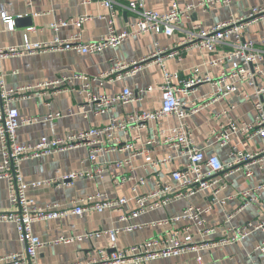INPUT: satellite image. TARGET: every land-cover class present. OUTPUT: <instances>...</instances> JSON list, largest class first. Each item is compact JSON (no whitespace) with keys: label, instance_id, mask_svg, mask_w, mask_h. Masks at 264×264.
Returning <instances> with one entry per match:
<instances>
[{"label":"crops","instance_id":"1","mask_svg":"<svg viewBox=\"0 0 264 264\" xmlns=\"http://www.w3.org/2000/svg\"><path fill=\"white\" fill-rule=\"evenodd\" d=\"M116 5V27L118 30L128 29L135 21V15L123 6L130 0H113ZM189 0H144V7L158 13L167 12L173 3L184 6ZM264 6V0H231L228 6H220L215 11L207 13L196 12L189 20L178 24V29L173 36L168 37L161 33L145 34L130 38L114 49H106L96 55H80L71 51L46 52L36 54H23L19 57H8L0 62V74L5 77L8 87L30 86L32 89L24 96H17L13 106L19 112L20 120L38 118L40 122L33 125H23L17 130V142L21 145H34L41 138H63L69 134L85 131L92 127L105 126L110 118L119 119L134 112L153 111L160 107L161 69L154 63H142L141 70L129 77H124L115 82L103 81L101 84L91 83L86 80H75L72 90L67 92H53L49 89L38 88L39 84L52 81L58 77H68L74 74L86 77H96L103 72H108L116 64L139 62L154 52L155 46L159 48H172L185 35L194 24L203 28L212 27L225 20L230 13L235 16H245L252 7ZM0 8L4 9L6 17L15 20L29 17L30 25H19L13 31H7L0 24V48L20 47L25 39L30 44H39L58 38L61 41H75L86 43L103 36L106 31L107 10L99 3L93 2L82 5L81 0H0ZM87 16V20L80 29L73 26L54 32L50 24L59 20H69L80 16ZM15 25V23H14ZM32 28V32L27 30ZM245 38L260 42L264 38V21L250 25L245 32ZM225 51L219 48L217 53H208L203 50L190 49L182 55L181 59H166L163 64L169 72H178L183 76L190 75L195 69L200 76L215 78L222 70L221 67H210L208 63ZM258 83H264L259 80ZM151 87L152 90L144 92L141 100L131 104L113 105L107 113L97 114L96 105L90 103L89 94L94 98L105 96L114 98L125 88L133 92ZM252 88L241 85L237 94L213 102L209 98L211 87L201 84L195 91L183 97L187 107L191 104L198 107V111L187 119L190 125L195 145L202 150L205 156H216L223 165L229 164L235 157L233 148L237 151L256 152L264 144L257 136L244 139L240 134L230 136L229 144L221 146L214 138L222 127L230 122L250 123L254 118L251 103L243 100L240 93H252ZM206 98V100H203ZM264 99V98H263ZM49 115H58L52 121L44 124L41 122ZM179 122L175 117L163 119L159 124H150L146 130L131 134V141L140 147L146 137L151 133H158L170 127H175ZM139 140H135V138ZM153 158H162L168 155L176 156L172 150L164 146L152 149ZM85 147L55 152L51 155L28 157L20 162V172L28 184L53 180L69 174L87 172L92 169L87 160ZM129 156L127 152H112L97 158L98 163H109L123 160ZM1 160V158H0ZM143 158L134 157L132 168L135 176H147L151 180L145 187L140 188L138 194H147L154 190L158 180L165 184H172L171 174L178 170L184 163L179 158L173 163L164 166L158 171H143ZM253 176L247 177L242 171L234 172L227 178L219 175L220 182L209 190L185 196L170 202L166 207L143 214L130 222H120L121 212L128 213L135 209L130 190V184L116 187L107 171L101 178L88 180L78 178L71 186L57 188H33L28 191V196L36 206L45 207L57 204L61 208L70 207V201L86 195L103 192L112 199L125 197L129 202L120 212L105 211L103 213H88L83 216L69 215L56 220L34 223L33 233L45 243L38 251L35 264H86L92 258L95 249L108 248L107 237L102 236L92 241H82L69 245H51L49 242L58 236L81 235L88 232L108 231L125 225L142 224L164 220L167 217L179 214L188 205L200 208L211 206L214 192L219 189L216 198L221 204L212 206L203 216L204 221L213 231L203 239L194 236L197 242L213 244L224 238L227 234L232 236L243 227L248 228V234L240 241L206 247L199 253L200 264H264V249L257 247L264 244V193L256 203L244 206L240 197L243 192L249 191L264 182V162L259 166L253 165ZM126 171V172H125ZM128 174L127 170H123ZM13 208L9 203L7 185L0 180V214L10 212ZM171 226L144 227L129 233H120L116 238L118 249L136 245L146 239L167 232ZM23 245L19 242L16 229L10 222L0 221V256L12 253L21 254ZM197 255L187 254L178 258L156 260L146 264H199Z\"/></svg>","mask_w":264,"mask_h":264},{"label":"built area","instance_id":"2","mask_svg":"<svg viewBox=\"0 0 264 264\" xmlns=\"http://www.w3.org/2000/svg\"><path fill=\"white\" fill-rule=\"evenodd\" d=\"M93 2L99 3L107 10L106 31L103 36L86 43L61 41L54 38L50 42L30 44L27 39L20 47L0 48V62L8 57H19L23 54H36L46 52L71 51L80 55H96L106 49H114L127 39L145 34L161 33L171 37L178 29V24L183 20H189L196 12L207 13L215 11L220 6H228L231 0H189L180 7L173 3L165 13L146 9L144 0H130L126 10L135 15L134 23L124 30L116 27V3L113 0H81L82 5ZM87 16L59 20L50 24L54 32L73 26L80 29ZM264 21V6L252 7L245 16H235L230 13L220 23L203 28L194 24L185 31L184 37L172 48H159L155 46L154 52L139 62L119 63L108 72H103L96 77H86L74 74L68 77H58L52 81L39 84L38 88L49 89L53 92H67L71 89L75 80H86L91 83L115 82L124 77L132 76L141 70L142 63H154L161 69L160 84V107L153 111L134 112L119 119L110 118L105 126L92 127L85 131L69 134L63 138H41L34 145H21L17 142V130L20 126L33 125L40 122L38 118L20 120L18 110L13 106L17 96H24L32 87L7 86L5 77L0 74V180L7 185L9 203L13 208L10 212L0 214V221L10 222L14 225L19 242L23 245L21 254L12 253L0 256V264H35L38 251L45 245L33 233L34 223L56 220L69 215L83 216L88 213H103L105 211L120 212L129 200L125 197L112 199L103 192H95L76 200L70 201V207L61 208L57 204H49L45 207L36 206L29 198L28 191L33 188H47L59 186H71L73 181L82 178L96 180L101 178L107 171L112 183L116 187H124L130 184V190L135 195L133 202L135 209L128 213L121 212L120 222H130L139 216L166 207L170 202L196 193L203 192L220 185L217 177L222 175L227 178L234 172L242 171L247 177L253 176V165L259 166L264 162V146L256 152L237 151L234 159L227 165H223L216 156H205L194 142V137L187 123V119L198 111V107L191 104L186 106L184 96L194 92L201 84H209L211 92L209 98L216 102L240 91L241 85L252 88L251 94L240 93L243 100L251 103L254 110V118L250 123L230 122L214 134L215 140L221 145L229 144L230 136L240 134L248 139L257 136L264 144V38L260 42L245 38L246 29L257 22ZM0 24L7 31L14 30V20L6 17L3 8H0ZM1 31V30H0ZM32 32L33 29L27 30ZM225 51L211 60L210 67H221L222 70L215 78L200 76L197 69L190 75L183 76L178 72H169L163 62L166 59H181L182 55L190 49L203 50L208 53H217L219 48ZM151 87L136 92L125 88L114 98L100 96L94 98L89 94V101L95 104L97 114L107 113L115 104H131L141 100L144 92L151 91ZM206 100V98H203ZM58 115H49L43 122L46 124ZM175 117L179 124L158 133H151L140 147L131 141V134L146 130L150 124H159L163 119ZM139 140V138H135ZM85 147L87 160L92 169L87 172L69 174L57 179L46 180L28 184L24 181L20 172V162L28 157H40L51 155L55 152ZM158 146L172 150L176 156L153 158L152 149ZM112 152H127L129 156L123 160L109 163H98L97 158ZM143 158V171H158L164 166L173 163L176 159H183V165L171 174L172 184H165L160 180L155 184L153 191L147 194H138L140 188L146 186L150 179L147 176H135L132 168L134 157ZM123 170H127L125 174ZM225 186H220L223 189ZM214 192L211 206L200 208L192 205L186 206L179 214L167 217L164 220L149 223L147 225L129 223L124 227L108 231L88 232L81 235L58 236L49 244L69 245L82 241H92L102 236L109 241L108 248H97L92 258L86 264H146L156 260L178 258L187 254L197 255L196 260L200 264L199 253L206 247L225 245L240 241L248 234V228L237 230L234 235H225L224 238L213 244L197 242L194 236L200 239L213 233L204 221V214L214 205L222 201L216 198L219 192ZM264 193V182L253 189L243 192L240 197L244 206L259 201ZM171 228L158 236L146 239L136 245L118 249L116 238L120 233H129L144 227ZM264 249V244L257 247ZM80 264V263H74Z\"/></svg>","mask_w":264,"mask_h":264},{"label":"water","instance_id":"3","mask_svg":"<svg viewBox=\"0 0 264 264\" xmlns=\"http://www.w3.org/2000/svg\"><path fill=\"white\" fill-rule=\"evenodd\" d=\"M14 23L16 27H19V25H23V24H25V26H28L30 25L31 22L29 17H23V18H17Z\"/></svg>","mask_w":264,"mask_h":264}]
</instances>
